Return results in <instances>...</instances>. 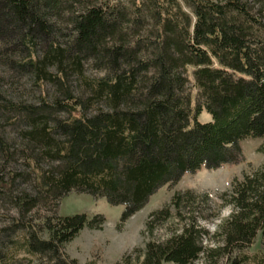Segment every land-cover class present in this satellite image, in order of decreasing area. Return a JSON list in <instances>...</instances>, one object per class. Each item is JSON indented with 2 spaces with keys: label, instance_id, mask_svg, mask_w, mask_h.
<instances>
[{
  "label": "trees",
  "instance_id": "16d2710c",
  "mask_svg": "<svg viewBox=\"0 0 264 264\" xmlns=\"http://www.w3.org/2000/svg\"><path fill=\"white\" fill-rule=\"evenodd\" d=\"M0 67V264H79L65 244L104 217L60 215L70 191L123 221L264 137V0H0ZM219 197L230 213L210 233L208 193L174 192L146 221L166 236L117 264H264V167Z\"/></svg>",
  "mask_w": 264,
  "mask_h": 264
},
{
  "label": "rangeland",
  "instance_id": "374dc122",
  "mask_svg": "<svg viewBox=\"0 0 264 264\" xmlns=\"http://www.w3.org/2000/svg\"><path fill=\"white\" fill-rule=\"evenodd\" d=\"M192 69L187 68L191 101L194 104L196 88L193 85ZM2 68L0 67V75ZM85 74L93 73L86 68ZM21 84L15 94H22L27 100H35L38 91L30 85ZM201 122L209 121L211 116L206 111H201L197 116ZM242 157L235 163H223L216 168L202 166L194 172L183 174L174 184H164L151 194L144 205L131 214L127 219L120 220L123 210L122 205H112L103 197H93L87 193L70 191L60 200L58 213L60 215L85 214L91 220L96 214L104 217L100 229H91L85 225L77 235L64 246L65 252L75 258L79 264L90 260H96L97 264H117L123 256L129 255L133 261L141 256L144 244L150 239H161L166 236L169 225L154 224L152 234L147 231L146 221L149 215L170 202L172 194L176 191L206 192L210 197L209 210L206 219H200V223L212 233L221 219L230 213V206L224 204L220 194L230 188L234 179H240L243 174H250L264 167V137L246 138L240 142ZM260 243V235H257L249 248V252H255ZM139 251H136V250ZM136 251V252H135ZM161 264H175L162 262Z\"/></svg>",
  "mask_w": 264,
  "mask_h": 264
}]
</instances>
